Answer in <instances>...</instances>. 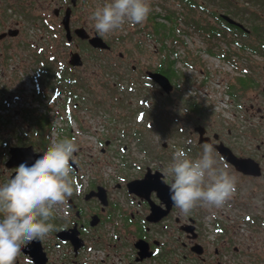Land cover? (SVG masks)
I'll list each match as a JSON object with an SVG mask.
<instances>
[{
  "label": "flooded vegetation",
  "instance_id": "obj_1",
  "mask_svg": "<svg viewBox=\"0 0 264 264\" xmlns=\"http://www.w3.org/2000/svg\"><path fill=\"white\" fill-rule=\"evenodd\" d=\"M19 1L9 0L11 5L6 8L7 11L4 7L0 8L3 17L9 16V11L21 13L19 19L12 23L0 20V41L18 35L21 30L20 17L25 14V7ZM88 1L75 0L73 3L72 0H56L53 12L60 19V29L65 36L62 19L66 9L71 7L69 26L72 38L68 42L78 40L79 43L90 44L87 38L75 34L78 27L86 29L90 35L97 33L95 28L87 27L84 20L75 17V13ZM15 31V35L10 34ZM101 37L110 45L103 50H112L113 43ZM148 70L141 71L139 75L147 76ZM241 71V77L248 83L232 94L233 120L226 121L200 102L193 104L194 101L187 97L184 100L192 102L180 108L183 113L179 116L180 120L166 125L169 134L181 141L168 151L167 157H172L176 149L182 148L195 158L202 153L204 143H211L220 166L226 164L229 174L236 177V191L222 208L197 206L189 215H181L171 200V177L164 175L167 169L163 161L165 155L155 157L157 162L130 163L132 157L127 159L124 155L129 148L124 140L104 138L99 140L98 151L102 157H117L111 169L113 178H106L103 172V175L89 178V171L82 167L84 152L80 153L78 149L74 153V161H70L75 170L78 191L68 199L66 210L61 211L58 207L55 211L50 221L55 229L45 238L23 245L15 264H251V250L256 248L260 253L256 257L260 264L264 79L262 73L254 74L251 69ZM176 90L173 87L172 91ZM143 132L137 127L136 132L131 134L141 142ZM223 146H227L238 158H252L258 162L261 173L244 172L225 160L219 150ZM1 147L4 148L2 140L0 166L4 167L0 168V185L15 175L17 167L6 165L10 157L9 147L5 152ZM162 147L168 148L166 141L162 142ZM86 158L88 164L97 165L91 156ZM131 180H139L135 188L128 186ZM254 239L260 241L258 247Z\"/></svg>",
  "mask_w": 264,
  "mask_h": 264
},
{
  "label": "rangeland",
  "instance_id": "obj_2",
  "mask_svg": "<svg viewBox=\"0 0 264 264\" xmlns=\"http://www.w3.org/2000/svg\"><path fill=\"white\" fill-rule=\"evenodd\" d=\"M231 1L233 0H205L204 2H208L209 10L225 12L249 28L250 20L247 18L249 13L244 19L240 13L226 11L227 8H234L230 4ZM234 1L239 6H247L248 11L254 10L262 15L260 5L255 4V0ZM10 2L13 3L14 1ZM105 2L106 0H89L87 5L75 13V17L84 20L87 27L94 29V21L90 19L91 14L97 7H102ZM19 3L25 7V14L20 17L21 30L18 35L0 41V139L4 142V148L1 147L2 151L5 152L8 147L19 144L30 133H33L32 130L38 128L39 124V114L33 113V110L46 108L52 117V121H60L64 127L62 131L59 130L58 137L54 132L56 141L61 137L60 134L66 136V127L72 128L70 131L72 138L76 140L80 153L84 152L83 157H81L84 162L82 167L89 171V178L99 174L103 175L102 172L105 173L106 178L112 177L111 169L117 157L115 159L111 156H100L98 143L104 138H121L124 140L129 147L124 155L127 156V159L132 157L130 163L134 161L140 164H148L153 160L157 162L155 157L165 155L163 161L168 167L172 157L166 155L181 141L169 134L166 125L168 122L180 120L179 116L183 115L180 108L186 104L184 98L188 97L186 95L187 86L196 87L198 85L197 80L191 77L196 81L192 85L182 82L178 91H172L171 98L168 99L160 86L155 82L153 83L149 77L139 74L146 69L153 70L163 54L176 46L178 48L176 50L181 53V56L176 58L179 60L177 62L178 73L182 79H184V69L188 68L184 59L187 63H191L190 66H193L194 70L205 69V63L199 60L197 51L199 46L208 47L210 41H207L201 33L194 30L193 36L189 38L182 36L185 39H190L188 44L186 42L183 44L181 41L175 40V37H179L178 35H181L182 31H175V36L169 37L176 46L166 43L165 49L159 45L161 40L159 37L169 29V20L164 16L167 13L174 12L175 17H180L176 19V30L185 27L193 28L191 23L188 24L189 22L186 21L187 18L213 22L214 17L209 12L200 9L199 6L189 10L186 5L178 0H150V14L153 11L161 13L158 21L165 23L168 27L156 31L153 27V21L149 19L150 16L142 24L132 25L125 22L120 29L103 36L113 43V49L106 51L93 48L88 43H79L78 40L67 41L65 34L60 29L61 21L53 12L56 0H21ZM10 5L9 0H2L0 8L4 7V10L7 11L6 8ZM11 9L14 10V8ZM13 13V11H9V14L13 16L7 17L0 15V20L5 21L6 24L18 20L21 13ZM236 35L228 34L226 39H214L225 49L239 53L237 57L240 60L237 61L238 66L232 64L225 66L224 80L229 79L230 83L235 81L236 77L242 73L241 69H251L254 74L262 73L264 79L263 56L247 50H239L237 43L234 42V40H238L240 43L246 42L256 45L258 43L257 36L254 34L246 38ZM75 43H78L77 47ZM72 51H77L80 54L82 64L71 65L72 67H70L69 60ZM170 52L171 55L174 53L173 51ZM214 55L218 56L217 54ZM133 65L136 66L135 69L132 68ZM218 68H223L221 62ZM209 69L212 71V66ZM58 72L81 78L80 84L76 87L77 97H72L68 101L66 98L68 94L65 91L57 90L56 73L58 74ZM34 73L39 75L40 90L38 87L34 89L30 84L32 76L36 77ZM220 77L223 78V75L220 74ZM235 89L240 90L241 88L235 86ZM55 90L62 92L57 98ZM17 92L22 93L29 100V106L33 108L22 109L26 106L18 105L10 111H2V97L7 96L10 99L11 95ZM142 101H146L143 103L144 105H142ZM140 108L146 112L143 113L141 119L142 112L139 115L136 113ZM4 113V118H2ZM69 113L73 118L70 125L67 118ZM211 114L215 115L214 113ZM149 124L151 127L148 126ZM137 127L144 131L141 142H138L137 138L131 134L132 131L136 132ZM24 130L26 131L24 132ZM50 140L52 141V134L51 138L49 134ZM163 141L167 142V149H163ZM87 156H91L97 165L88 164ZM263 222L264 191H262V229L260 230L262 232V261L260 264H264ZM254 241L258 247L260 241L257 242L256 239ZM258 255L260 253L257 248L251 250V264H258V258H256Z\"/></svg>",
  "mask_w": 264,
  "mask_h": 264
},
{
  "label": "clouds",
  "instance_id": "obj_3",
  "mask_svg": "<svg viewBox=\"0 0 264 264\" xmlns=\"http://www.w3.org/2000/svg\"><path fill=\"white\" fill-rule=\"evenodd\" d=\"M151 12L150 0H106L91 14L96 32L107 35L125 22L144 23ZM78 144L74 138L52 142L35 161L21 163L15 175L0 185V264H15L21 247L43 239L54 229L55 211L67 209L78 191L72 166ZM164 175L171 177L169 191L174 207L187 216L197 206L222 208L236 191V177L220 166L211 143L202 145L195 158L176 149Z\"/></svg>",
  "mask_w": 264,
  "mask_h": 264
},
{
  "label": "trees",
  "instance_id": "obj_4",
  "mask_svg": "<svg viewBox=\"0 0 264 264\" xmlns=\"http://www.w3.org/2000/svg\"><path fill=\"white\" fill-rule=\"evenodd\" d=\"M180 2H182L184 5H186V7L191 10L194 9L196 7H200V9L209 12L213 17H214V21L210 22H204L201 20H194V19H188L187 18V22H189L188 24L192 25L193 28H195V30L199 33H201L203 36L206 37L207 41H210V44L208 46V50L214 54H217L219 57H221L223 60L229 62L230 64H232L233 66H238V62L240 61L237 57L239 55L238 51H233L231 49H225V47H223L222 45L216 43V41L214 40L216 39H226L228 38V34H232L234 35H239L242 37H250V35H256L257 36V40L258 43L256 45H251L248 44L246 42L244 43H240L238 40H234V42L237 43L238 45V49H243L244 51H250L256 54H260L261 56H263L264 58V0H255V4H259L260 5V9L262 10V15H260L259 13H257L254 10L248 11V7L243 5V6H239L234 0L231 1L230 4L233 5V9L231 8H227L226 11L231 13V12H236V13H240L243 18H246V14L249 13L248 15V19L250 20V25H249V31H245L242 28L229 23L226 19H224L223 17H221V13H225V12H217L216 10L211 11L208 9V2H204L203 1H199V0H178ZM210 1V0H209ZM215 1V0H214ZM249 1V0H246ZM244 7V8H243ZM235 10V11H233ZM161 16V13H157V12H153L150 15V20L153 21V27L156 31H160L161 29H164L166 27H168V25H166L165 23H162L161 21H158V17ZM165 18L167 20H169V29L166 32H163L160 35V38L162 39V37H169V36H175V26H176V18L178 19L179 16L175 17L174 16V12H170L164 15ZM243 22V21H242ZM247 22V21H246ZM174 25V27H173ZM230 32V33H228ZM236 35V36H237ZM164 39V38H163ZM175 40L178 41V37H175ZM180 40V39H179ZM215 47H218L216 50L214 49ZM238 61V62H237ZM174 62L175 59H171L170 56L165 53L163 54L162 58L160 59V61L155 65L154 70L159 71L163 74H165L166 76L169 77V79L171 80V82L174 85V90L178 89L180 87V82H179V75L174 67ZM70 67H72L70 65ZM61 72H58V74L56 73V81H57V90H62L65 91L67 94L66 98L67 100H71L72 97H77L78 94L76 93V87L80 84V80L81 78L75 75H69V74H60ZM38 75V74H37ZM39 76V75H38ZM248 81L245 80L243 77H241V75L237 76L235 81L230 83V89L232 90V93L236 92L237 90L235 89V86H237L238 88H244L247 86ZM56 88V87H55ZM56 91V90H55ZM166 98L170 99L171 98V94L169 95H165ZM193 104H197V102L195 100ZM191 101V102H192ZM146 101H142V105H144L143 103H145ZM186 105L190 104L191 102L189 101H185ZM199 104V103H198ZM148 105V104H147ZM200 105V104H199ZM142 112V115L140 117V119L143 117V113H146L143 109H138L137 110V115H139ZM39 117V124H38V128L32 130L33 133H30L28 135V137L25 138V140L21 141L20 143L22 144H31L34 146V148L39 149L41 151H45L47 149V147L51 144L49 141V131L52 128V123H51V116L49 115V113L46 111L45 113H40L38 115ZM69 116H71V113H69ZM149 127H151V125H148ZM147 126V127H148ZM70 128L66 127L65 129V135H61L60 139L63 138H72V132L70 133ZM27 136V135H26Z\"/></svg>",
  "mask_w": 264,
  "mask_h": 264
},
{
  "label": "built area",
  "instance_id": "obj_5",
  "mask_svg": "<svg viewBox=\"0 0 264 264\" xmlns=\"http://www.w3.org/2000/svg\"><path fill=\"white\" fill-rule=\"evenodd\" d=\"M184 29L182 30L181 36H186L188 38L190 36H193L192 33L191 34L185 33ZM184 41L186 42V44H188L190 39L184 38ZM167 43H170L169 40L167 41ZM198 48L199 50L197 51V53H199V57L201 58L199 59L205 63V69L197 71L194 70L193 66H188L187 69H184L183 76L186 77V79H189L190 81L189 85L195 84L196 83L195 79L197 80V84L199 85V87L198 85L196 87L187 86L186 95L192 96L197 100L202 101L204 105L208 107L209 110L218 112L226 121H231L233 120L234 105L232 102V95L228 87V79L224 80L225 78L224 75L226 74L224 68L225 66H227V63L223 62L218 56H215L214 54H211L210 52L206 51L205 46H199ZM180 56L181 53H179V50H176V52H174L171 55L172 58L180 57ZM178 61H179L178 58H176V63L174 66L177 71H178V64H177ZM220 62L223 64L222 69L218 68ZM214 64H216V67H214ZM210 66H212V71L209 69ZM220 74L223 75V78L220 77ZM27 76H31V75H27ZM191 77H194L195 79ZM30 84L35 89L36 87H38V79L32 76ZM6 98L7 100L5 101L2 107V111L4 112L10 111L12 108L17 107L18 105L26 106L23 107L22 109L33 108L29 106L30 105L29 100H27L22 93H18V92L13 93L10 97V99H12L11 101L7 96ZM45 111H47L46 108L38 109L35 112L42 113ZM4 115L5 113L2 114V118H4ZM51 123H52V130H51L52 142H54L56 141V138L55 135L53 134L55 132V134L58 137L59 129L62 125L60 121L53 122L52 117H51Z\"/></svg>",
  "mask_w": 264,
  "mask_h": 264
},
{
  "label": "water",
  "instance_id": "obj_6",
  "mask_svg": "<svg viewBox=\"0 0 264 264\" xmlns=\"http://www.w3.org/2000/svg\"><path fill=\"white\" fill-rule=\"evenodd\" d=\"M73 3H75V0H72ZM70 13H71V7H68L65 11L62 23L65 26L66 30V37L67 40H71L72 38V33L71 29L69 26V18H70ZM221 17L226 19L229 23L234 24L240 28H242L245 31H249V29L241 22L235 20L231 16H229L226 13H221ZM17 31L14 33H10L11 35H15ZM75 34L79 36L80 38H87L88 42L93 46L97 48H110V45L99 35V34H94L90 35L86 29L82 27H78L75 29ZM70 60L69 64L73 66H77L82 64V59L80 54L77 51H72L70 53ZM147 76L152 79L155 83H157L161 89L166 93L169 94L173 90V83L169 79L168 76L165 74L159 72V71H154V70H148ZM203 140V139H200ZM221 155L224 157L225 160L230 161L235 164V166L238 169L243 170L244 172H249L253 174H260L261 169L255 160L252 158H238L233 153L227 146H223L219 148ZM9 154L10 157L8 158L6 165L7 166H18L21 163L27 162L29 165H31L35 159H37L40 155H42V152H37L34 149V146L29 144V145H15V146H10L9 147ZM139 180H131L128 183V186L130 188H135L138 185Z\"/></svg>",
  "mask_w": 264,
  "mask_h": 264
}]
</instances>
